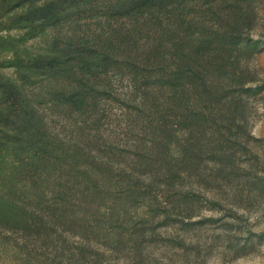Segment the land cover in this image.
<instances>
[{
	"label": "trees",
	"instance_id": "1",
	"mask_svg": "<svg viewBox=\"0 0 264 264\" xmlns=\"http://www.w3.org/2000/svg\"><path fill=\"white\" fill-rule=\"evenodd\" d=\"M260 1L15 0L45 44L19 81L0 78V258L88 264L98 246L137 251L158 218L196 217L193 181L232 159L264 91ZM114 76L130 86L131 150L105 134Z\"/></svg>",
	"mask_w": 264,
	"mask_h": 264
},
{
	"label": "rangeland",
	"instance_id": "2",
	"mask_svg": "<svg viewBox=\"0 0 264 264\" xmlns=\"http://www.w3.org/2000/svg\"><path fill=\"white\" fill-rule=\"evenodd\" d=\"M15 4V0H0V78L19 81L45 42L15 21ZM256 13L252 35L264 41V0L257 4ZM250 67L261 83L264 46ZM113 84V100L103 107L105 134H115L114 144L131 150L134 142L124 135L122 107L128 102L129 82L114 76ZM248 102L246 139L238 137L240 145L230 161L205 160L202 182L194 180L191 185L202 198L199 214L183 222L172 218L164 223L158 218L150 225L154 229L146 230L139 240L137 251L132 238L120 250L98 246L100 258L88 264H264V190H257L255 184L264 178V91ZM56 124L62 135L72 136L69 126L67 133L61 131L64 121ZM12 263L0 258V264Z\"/></svg>",
	"mask_w": 264,
	"mask_h": 264
}]
</instances>
